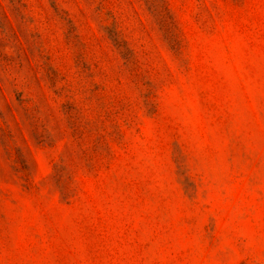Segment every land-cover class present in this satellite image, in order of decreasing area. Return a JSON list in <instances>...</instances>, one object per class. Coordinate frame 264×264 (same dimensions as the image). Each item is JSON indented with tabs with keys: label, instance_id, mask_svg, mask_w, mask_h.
<instances>
[{
	"label": "rangeland",
	"instance_id": "374dc122",
	"mask_svg": "<svg viewBox=\"0 0 264 264\" xmlns=\"http://www.w3.org/2000/svg\"><path fill=\"white\" fill-rule=\"evenodd\" d=\"M0 264H264V0H0Z\"/></svg>",
	"mask_w": 264,
	"mask_h": 264
}]
</instances>
